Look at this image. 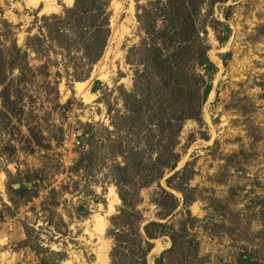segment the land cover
<instances>
[{"label": "rangeland", "instance_id": "374dc122", "mask_svg": "<svg viewBox=\"0 0 264 264\" xmlns=\"http://www.w3.org/2000/svg\"><path fill=\"white\" fill-rule=\"evenodd\" d=\"M142 3L112 0L108 44L88 79L62 78L56 84L54 68L46 80L36 71L20 85L23 95L12 107L15 116L0 113V264H40L34 242L60 252L65 257L60 264H112L111 218L123 207L114 166L129 162L123 159L129 154L112 151L111 144L120 141L118 151L147 153L149 131L125 137V129L117 132L112 121L126 113L123 92L134 87L136 68L127 55L140 38L136 6ZM73 4L0 0L20 46L37 32L36 18L39 25L41 16L62 14ZM226 6H231L230 39L221 46L212 30L207 35L208 54L218 71L201 106V121L183 123L178 164L159 180L179 206L161 219L152 201L157 183L140 188L133 200L142 214L141 228L150 221L174 230L184 226L178 239L183 249L172 264H264V0H230ZM1 40L4 48L10 43ZM29 65H39L34 54ZM29 128L42 134V146L30 140ZM85 132L94 136L91 144L81 142ZM91 149L93 164L76 167ZM177 172L174 189L166 180ZM22 184L29 191L19 197L11 189ZM152 242L148 264L172 246L168 236Z\"/></svg>", "mask_w": 264, "mask_h": 264}, {"label": "trees", "instance_id": "16d2710c", "mask_svg": "<svg viewBox=\"0 0 264 264\" xmlns=\"http://www.w3.org/2000/svg\"><path fill=\"white\" fill-rule=\"evenodd\" d=\"M229 1L144 0L136 6L140 38L129 48L127 55V62L136 68L134 87L130 92H123L126 113L118 122L112 121H115L117 132L121 131L120 128L125 129V137L140 134V131L149 132L145 134L147 153L143 155L138 149H132V155L130 149L118 151L120 141L111 144L112 151L129 154V159L123 157L129 162L114 166V183L123 207L111 218L112 264H148L147 256L154 246L152 240L162 236H168L172 246L156 258L155 264L176 262L175 258L183 249L178 241L184 231L183 225L174 230L173 226L150 221L141 228L142 214L135 210L137 202L133 200L140 188L151 183L159 185L163 172L176 168L179 161L176 147L183 123L190 119L201 121V106L211 92L213 76L218 71L208 54L207 35L212 30L221 46L230 39L231 6H226ZM111 2L74 0L73 6L62 14L41 16L39 25L36 18L33 23L37 32L28 35L21 46L17 45L0 6V113L8 118L15 116L12 107L23 95L20 85L32 80L36 71L46 80L50 76L49 68H54L56 84L62 78L68 81L88 79L108 44ZM219 9L223 10L222 16L215 14ZM2 37L10 41L6 48L2 46ZM30 54H34L39 65H29ZM28 131L30 140L42 146V134L33 128ZM87 134L81 136V142L86 140L91 144L94 136L88 138ZM93 151L81 154L76 167L83 164L86 169L92 165ZM131 166L138 168L135 170ZM178 175L179 172L166 180L169 187L176 188L173 183ZM11 191L24 197L29 190L22 184ZM154 196L152 201L160 209L161 219L167 218L179 206L178 198L160 185ZM27 243L25 240L24 244ZM31 246L42 257L40 264H60L65 258L60 252L43 247L40 242Z\"/></svg>", "mask_w": 264, "mask_h": 264}, {"label": "bare ground", "instance_id": "6f19581e", "mask_svg": "<svg viewBox=\"0 0 264 264\" xmlns=\"http://www.w3.org/2000/svg\"><path fill=\"white\" fill-rule=\"evenodd\" d=\"M47 6H48V5H47ZM49 8H50V6H49ZM81 83H82V82H81ZM83 86H84L83 83H82V84L78 83V86H77L78 90H79V91H82V89L84 88Z\"/></svg>", "mask_w": 264, "mask_h": 264}, {"label": "built area", "instance_id": "2783aa9c", "mask_svg": "<svg viewBox=\"0 0 264 264\" xmlns=\"http://www.w3.org/2000/svg\"><path fill=\"white\" fill-rule=\"evenodd\" d=\"M77 143L79 144V141H77Z\"/></svg>", "mask_w": 264, "mask_h": 264}]
</instances>
